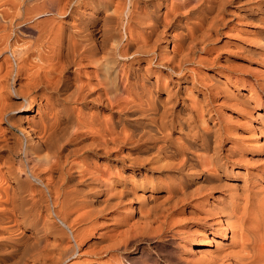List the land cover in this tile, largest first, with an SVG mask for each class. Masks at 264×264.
<instances>
[{
	"label": "bare ground",
	"instance_id": "obj_1",
	"mask_svg": "<svg viewBox=\"0 0 264 264\" xmlns=\"http://www.w3.org/2000/svg\"><path fill=\"white\" fill-rule=\"evenodd\" d=\"M218 1L220 0H152L145 10H141L140 0L0 1V43H4L3 47L0 46V55L3 50H9L12 56V59L4 57L3 61L0 60V123L5 124V127L2 126L4 128L0 127V264H65L67 259L76 256L79 245L76 237L82 235L81 230L86 228L89 231V227L96 225L99 219L102 222V218L107 221H103L104 226H97L100 228L94 233L97 239L93 243H99L113 227H121L123 223L126 226L128 217L133 214L143 223V230L150 232L152 225L156 223L158 229L155 228L150 233L163 234L165 203L159 200L162 196L158 199L160 191L164 189L162 174L172 172L175 177L182 178L183 166L188 162L183 166L170 167V170L153 164L170 157L181 159L180 154L188 149L193 150H189L190 153L196 150L195 154H198L197 149L205 144L206 132L201 129V132L198 130L195 133L197 129H186L185 145L181 142L174 145L169 140L168 130L164 132L160 124L146 120L149 115L154 117L155 114H164L165 100L173 99L174 95L176 101V94L180 89L185 92L188 87L184 83L171 87L170 83L164 99H159L158 81L151 80L150 70L146 67L149 64H140L138 55L156 53L160 57L168 49V42H171L169 52L174 53V60L177 61L169 68L171 71H181L182 63L179 62L189 55L191 44L203 34L206 25L214 20L215 15L211 16L210 13L208 16L207 12L213 10ZM222 1L224 0L221 3ZM260 3H257L259 6L253 11L261 17L264 5ZM220 4H216V8L219 9ZM111 5L115 7L114 12L111 7L108 8ZM160 5L165 8L163 11H160ZM181 8L191 16L201 10L200 15H195L196 19H192L193 21L188 18L189 21H177L178 15H184ZM215 11L217 13L216 9ZM189 15L187 17H191ZM263 21L261 19L260 22ZM176 26H179L177 30ZM164 31L168 33L169 41L161 45L158 42ZM22 33L32 37L34 42L28 45L29 41L22 47L18 42L20 45L8 43L12 34L18 40L19 35L22 39ZM207 39L206 37L205 40ZM14 40L12 41L15 42ZM35 44L40 46L38 48H44L43 52L40 50L42 53L37 51L42 54L39 55L41 63H35L31 59ZM166 83L162 82L164 85ZM105 110L107 114H104ZM125 114L130 117L140 116L145 120L140 127L135 126V132L127 133L129 131L126 128L123 132L124 127H119L123 126L121 121ZM258 114L260 113L257 112L256 115ZM102 119L106 120L107 126L104 127V120L101 128L96 122ZM86 120L95 126H84L89 130H83V122L87 124ZM93 127L101 129L95 131V128L91 129ZM14 129L20 132L19 137L14 136ZM154 138L159 139V143L162 140V144L150 145L149 140L155 141ZM213 139V145L218 147V139ZM20 153L25 159L23 168L20 167L21 160L15 161ZM98 161L106 166L104 168H107L110 176H105L106 171H103L104 168H101ZM190 162L193 163L191 160ZM200 167L205 170L207 166L202 164ZM21 172L26 174L25 178ZM174 176L171 178L175 183ZM129 179H138V182L134 184ZM179 184L176 180L175 184L168 185L167 196L177 197L181 194L180 202L183 199L185 202L187 196H183L185 191H182L184 194L181 192ZM195 187L198 188L197 185ZM198 191L201 192L200 187ZM198 191L190 196L196 197ZM260 192L253 196L248 193L230 196V205H227L229 210L218 222L217 232L211 233L219 238L218 242L217 239L213 240L216 243L212 250L208 248L212 241L205 230H193L194 232L187 234L198 252V257L192 264H264V190ZM193 197L190 198L194 199ZM165 199L170 200H161ZM232 205L236 209L239 207L237 213L232 212ZM167 209L169 208L165 210ZM232 217L237 218V231H234L233 237H237L238 241L230 245L235 244L238 249L232 250L229 245V251L224 239L228 236V230L233 227L230 222ZM89 223L93 224L90 226ZM203 226L210 229L206 224ZM60 227L67 228L73 238L70 239L73 241L71 244L66 241L68 234L65 232L63 237L64 229ZM86 231H83L82 236H85ZM47 235L50 239L46 238ZM110 235L113 236L114 233ZM83 239L86 240V237L80 238L81 243ZM198 243L203 248L198 249ZM188 252L194 251L190 248Z\"/></svg>",
	"mask_w": 264,
	"mask_h": 264
},
{
	"label": "rangeland",
	"instance_id": "obj_2",
	"mask_svg": "<svg viewBox=\"0 0 264 264\" xmlns=\"http://www.w3.org/2000/svg\"><path fill=\"white\" fill-rule=\"evenodd\" d=\"M151 1L152 0H140L139 5L140 7H142L141 10L147 9L148 7L147 5ZM259 1H261V3ZM222 2L223 3H221L220 0L218 1V3H216L217 6L218 4L221 3L219 9L216 8L217 6L215 4V6H213L214 8L212 7L213 10H208L209 11L207 12V14L209 13L208 16L210 15V13L211 16L212 14L213 16L215 15L214 20L210 22L209 25H206L207 28L210 26L208 29L205 28L207 31L204 30L203 34L200 35L198 39L191 44V50L189 53L190 56L188 55L184 60H182V62H179V64L182 63L180 64L182 69L181 71L179 72L171 71L169 68L172 65L174 66L176 63L175 61L177 60H174L175 59L173 56L174 53L169 52V49L171 48V42H168L169 35L167 32L165 33V31L163 32V35L158 43L164 45L165 42L167 41L168 49L164 51V53L160 54V57L157 56L156 53L138 55L140 64L146 66L148 64L150 65L151 63L150 66L148 65L146 67L150 70L149 75L151 80L156 79V82L158 81L157 83L159 84L160 87V93L158 96L159 99L160 98L164 99L167 91L170 89L169 88L170 83H171V87L173 85H176L177 83H179L180 86L181 84L184 83V85L188 87L185 90V92L182 89H180L179 93L176 94L177 96L176 101H174L175 99L174 95H173L174 97L172 96L173 99H167L168 101L165 100L164 114L159 113L160 116L159 114H155L158 117L155 115H153L154 117H152V115L151 116L149 115L150 118L146 117V120H148L149 122L150 119V123L153 122L158 125L160 124V126H162V128L164 129V132L168 130L167 132L168 133L170 132L169 140L174 145L181 143L185 145L186 142H184L185 141L184 137H185V133L187 132L186 129L192 131L197 129L194 131L195 133H197L198 130H199L198 132H201L200 131L201 129H203V131L206 132L205 144L203 147H201L202 150L201 148L197 149L199 155L197 154V152L195 154L196 150L190 153L189 150L190 151L193 150L188 149V151L187 150L185 151L186 153L184 152L180 154L181 156V159L179 157L180 161H178L179 159L176 157L175 158L170 157L172 158L171 160L170 158H165L160 161L154 162L153 164L156 167L161 166L164 167V169L166 168L170 170L176 165L183 166L187 162L190 163V164L187 163V165L185 164L183 166V171L181 173L182 178H179V176L175 177L174 175H172V172L167 174L170 176L172 175L171 177L173 176L175 177V183L176 180H177V184L180 183L179 185L181 186L179 185L178 186L182 187L181 192L185 191V195H183L184 194L183 192L182 195L184 197L187 196L185 197L186 203L183 202L184 199L183 200L181 199L182 202H180L179 198L181 197L180 196L181 194H179V196L177 197L170 196L171 194L169 195L170 197L167 196L168 195L167 191L169 186L175 183H174V179L172 181L171 177L169 178V176L162 174L161 179L164 181V189L160 191V195L158 199L162 196V198H160L159 200L160 202L164 201L165 203L164 215L166 217L164 216V225L162 227L163 234L157 235L150 233L151 231L158 229L156 228V226H158L156 223L152 225L153 229L150 232H146L145 230H143L144 228L142 227L143 225H141L143 223H141V221L138 220L137 216L133 214L132 216L128 217L127 222L125 223L126 226L123 223L124 226L121 224V227L120 225L113 227L111 232L108 233L109 235L107 234L104 237V239L102 238L100 240L99 243H93L92 241L97 239L95 235L96 232L99 230L101 226H104L107 221L106 218H102L101 219L102 222L100 221V219L97 220L98 222H100L99 224L97 222L96 225L94 224L93 226H91L93 223H89V225L91 224L90 225L91 228H93L94 226L97 228V229L93 228L95 229V232L88 225L87 228L89 227L88 229L89 231L92 230L91 233L89 231H86L85 228L84 230L86 231V233L89 232V234L84 233L85 236H82L84 230H81L82 235L79 234L80 236V237L78 236L79 239L76 237L79 244L78 248H76L77 250L75 254L76 256H74L73 258L71 257L72 259L71 258L67 259L65 264H70V262L72 261H73L72 264H77V263L78 264H192V262H194V260L198 257V252L196 251L195 247H193L194 245L190 242L191 238L187 234L189 232L191 233V231L194 232V231L205 230L206 232H208L209 238L212 241L211 243L208 244L209 245L208 248L212 250L215 246L214 243H216L215 241L213 242V240L217 239V242L219 240V238L215 234L212 235L213 234L212 231L217 232L218 228L216 226L219 225L218 222H220V220L223 218V215L226 214V212L229 210L227 205L228 206L230 205L229 202L230 196H236L241 194L243 195V193L245 194L248 193L249 195L251 194L250 196H253L258 192L260 191L262 192L264 190L263 189L264 188V172H263L264 170V108H263L264 107V26L262 24L264 23V21L260 22L261 19L264 20V13L260 17L257 15L256 12H254L256 10V7L258 8L259 3L261 5L262 4L264 5V0H231V1L224 0ZM108 8H110L112 12H114L113 11L115 9L114 5H111ZM164 9L165 8L163 7V5H160V11H163ZM215 9L217 10V13ZM182 10L180 11H182V14L184 15H178L176 17L177 21L180 20L193 21L194 18L196 19L198 14L200 15L199 11H201L198 10L195 14L196 17H194L195 15L191 16L187 14L186 12L187 10L186 11L184 9ZM204 10L207 9L204 8ZM243 13L244 14L246 13V15H242ZM116 14L113 13V15ZM248 14H250V16ZM188 15L191 17H187ZM219 16L220 17L222 16L223 18L221 17L222 19L220 18L218 20ZM257 17L258 19H256ZM224 18L226 20H223ZM223 24L225 25L222 26ZM177 27L179 28V26L175 27L176 30L178 29ZM211 27L212 29H210ZM8 30L7 32L10 31ZM213 30L215 33L213 32ZM208 32L210 35L208 34ZM13 36L14 34H12V36L9 38L10 40H8V43L12 42V44L16 43L17 45L22 44L20 47L24 45L26 46V44L29 43V41L30 44L28 45H31L34 42V39L28 35L26 36L25 33L24 34L22 33V39H20L21 38L20 35L18 37V40L17 37L14 36L16 38L15 39ZM206 37L208 38L207 40H205ZM12 40H14L15 42H13ZM17 42L20 44H18ZM2 45H4L3 41L0 43V46ZM36 45L38 44H35L36 47L35 50L36 49L37 50L36 51L34 50V53L31 55V59H33L32 61L35 63L37 62L41 63L40 62L41 60L39 61V55L42 54L38 53L37 51L43 52L44 48L43 47L38 48L40 46H36ZM170 54H172L171 57ZM4 57L5 58L9 57L10 59H12L9 50L8 52L3 50V52L0 55V60L2 59L1 61H3V59H5ZM150 57L153 58L151 59ZM37 58L38 61L36 60ZM169 58L171 59V61ZM147 60L149 62H147ZM158 60L160 61V63ZM161 60L162 61L165 60V61L161 63ZM154 74H156L157 76L155 75L154 77ZM166 77L169 78L167 79ZM166 79L168 80V82ZM162 82L163 83L167 82V83L166 85H164L162 84ZM169 103L172 106V108L174 106L173 108L174 110L171 108ZM170 111H172V113ZM257 112L260 113L258 114V116L256 115ZM104 114H107V110L104 111ZM172 114L173 116H171ZM126 115L127 114L124 115L125 117H123L122 119L123 121H121L123 126L120 125L119 127V128L124 127L123 132L125 131V128L128 129L129 131L127 133L135 132V126L140 127L142 121L145 120V118H141L140 116L138 117L136 115H131L130 117V115L128 116ZM107 116L108 115H106L105 118H107ZM134 116H136L137 118ZM104 120L103 119L98 120V122H96V125L99 124V127L101 126L102 128L101 123H103ZM158 120L159 121L161 120L160 121L161 123ZM86 122L87 124H85V121L83 122L84 124L83 130L85 129L89 130L87 129L88 127L90 128L92 126H95V125H91L90 124L91 122L89 123L88 120H86ZM104 122L106 123V120ZM105 123L103 124L104 127L107 126V123L106 125ZM0 125H1L0 127L2 126L5 127V124L3 122H1ZM84 126L87 128H85ZM128 127L132 128V130L129 129ZM97 128L93 127L91 129H94L96 131ZM119 128L116 129L119 131ZM13 132L15 137H19L21 135L20 132L16 129H14ZM213 137L215 139H218L217 142L218 147L213 145L212 143L214 140ZM154 139L156 142L153 141V139L149 140L150 145H153V143L155 145L157 144L156 146L162 144V140H160L159 143V139L158 140L157 138ZM188 154L189 156H187ZM182 156L185 158H183ZM217 156L218 158H220L219 160ZM22 157L23 154L20 153L19 156L15 158V161L18 162L19 160H21L23 166L21 165L20 167L23 168L25 167V159L24 157L23 158ZM71 157H74V155H72ZM173 158L175 160H173ZM193 158H195V160ZM166 159L168 160L166 161ZM190 160L193 161V163L190 162ZM199 162H201L200 163L201 165L199 166H202V164L204 166H207L205 169L206 171L204 170V167L199 168L198 166ZM208 162L209 164L207 165L206 163ZM196 163L198 167L195 166ZM98 164L101 166L102 169L106 167L102 165L101 161H98ZM210 164L213 166L211 167ZM16 166L19 167V164L16 163ZM187 167L192 168V169L189 168L191 172L188 171L189 169ZM209 167L212 168V170ZM106 169L107 168H104L103 171L104 172L106 171L105 176L108 177L110 176V174H108L109 171H107ZM209 169L211 170V172H209L210 171ZM21 173L23 178H25L26 174L24 172ZM188 175L191 177H189ZM164 176L168 177L170 179V182L168 181L169 179L165 178ZM129 180L131 182L134 181V184L138 182V179H129ZM181 180H183L184 183H186L187 181L188 182L186 183L187 185L184 184L183 181L180 182ZM190 181L192 182L191 184ZM210 181L212 182V184H210L211 183ZM209 184L213 187L210 186L208 188L207 186H209ZM192 185L195 186L197 185L198 188L200 187L201 192L198 191V188ZM186 189L188 190V193H186L187 192ZM202 189L204 191L203 193H202ZM205 189L209 191L206 192ZM195 191H198V193L200 192L202 194L204 193L205 194L202 195L200 193L199 194L197 193L196 194L197 196L195 195L196 197L190 196L191 194L194 195ZM201 195L203 197H201ZM190 197H193L195 200L191 199ZM163 198H167V199L169 198L170 200H166V199H165L166 201L161 200ZM174 201L175 204H173ZM176 201H179V203L178 202L176 203ZM222 202L224 203L223 205L220 204ZM194 204L197 206H195ZM217 205L219 206V208L217 209L214 208ZM221 205L223 208L221 207ZM166 208L169 209L165 210ZM231 208L233 213H237L238 211L237 209L239 207H237L236 209V206L232 205ZM212 221L214 222V224H212L213 223ZM236 221L237 218L232 217V221L230 220V222L233 223V227L230 230H228V236L224 239V244L228 248L227 250L229 249L231 250V248L232 250L238 249V247L235 244H233L234 246L230 245L232 242L238 241L237 237H233L234 231H237ZM205 224L208 225V227H210L209 230L207 228H204L203 225ZM61 228L62 230L64 229L63 237H65V232H66V234H68V237L66 235V239L67 238L68 239L65 240L67 241V243L71 244L73 242L71 241L73 240V238L70 237L67 228L60 227V229ZM169 228L172 230H170ZM112 232L114 233L113 235L114 237L110 235L113 234ZM59 233H61L60 235H62L61 230ZM181 233H183L184 235ZM116 234L117 236L115 237ZM81 236L86 237V240H84L85 239L84 238L82 240V243L80 240V238L82 239ZM50 237L52 239V236ZM46 238L48 239L49 235H47ZM125 240H128L126 244H124ZM88 243L89 245L92 246H89ZM87 245L89 248L87 247ZM198 245H199L198 249L203 248V246H201L200 243H198ZM229 245L231 246V248ZM93 246H97V247H93ZM190 248L193 249L194 252L191 253L188 252ZM202 253L204 254L205 252ZM200 255L201 254H199V257ZM180 260L184 261V263L180 262ZM75 261L76 263H74Z\"/></svg>",
	"mask_w": 264,
	"mask_h": 264
}]
</instances>
